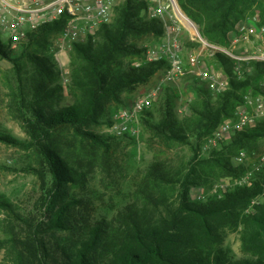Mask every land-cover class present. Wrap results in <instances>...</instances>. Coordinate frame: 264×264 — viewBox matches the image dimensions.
<instances>
[{"label":"trees","instance_id":"16d2710c","mask_svg":"<svg viewBox=\"0 0 264 264\" xmlns=\"http://www.w3.org/2000/svg\"><path fill=\"white\" fill-rule=\"evenodd\" d=\"M177 2L213 45L227 47L253 6L264 25V0ZM148 4L119 2L94 40L75 43L65 86L50 52L62 20L29 32L19 54L6 51L0 41V57L12 61L17 73L8 106L26 134L19 139L0 131V141L31 156L26 170L37 177L39 188L31 208L0 194V250L10 264H264V161L253 166L232 162L241 151L256 150L264 139V119L201 153L205 138L234 118L248 93L264 96V60L239 61L214 50L213 59L227 78L224 91L212 94L187 70L183 77L195 76L196 96L182 117L170 94L156 108L158 118L151 108L161 93L142 112V126L153 137L167 147L188 146L191 156L184 162L154 159L128 174L117 153L122 137L96 131L127 105L124 93L167 66L165 59H147L146 48L137 43L164 32L159 18H148ZM24 59L30 65L25 75ZM249 171L248 183L225 190L220 198L191 196V189L207 178H236ZM227 229L239 233L240 249L248 256L237 258L222 246Z\"/></svg>","mask_w":264,"mask_h":264},{"label":"rangeland","instance_id":"374dc122","mask_svg":"<svg viewBox=\"0 0 264 264\" xmlns=\"http://www.w3.org/2000/svg\"><path fill=\"white\" fill-rule=\"evenodd\" d=\"M123 0H120L122 2ZM175 4L178 5V2L174 3V11L172 9L169 12L165 13L159 20L162 23L164 32L161 36H154L152 34L145 35L142 38L138 39L137 43L140 46L147 48H153L159 50L167 40L168 37H173L176 34L169 32L168 26L171 25V20L169 14L171 13L173 19H175L176 24L179 27L178 38L181 43L182 48V58L186 65L187 70L192 69L188 63V58L191 53L197 50L198 38L195 36L196 32L187 26L186 23L178 16L175 9ZM179 6V5H178ZM180 8V7H179ZM182 11V10H181ZM183 13V12H182ZM115 14V11H114ZM241 25H253L257 35H250L249 41L241 40L235 46V51L240 55H250V54H264V25H260V11L256 6H253L251 10L246 13V16L238 22L236 29L230 37L229 44L231 45L232 40L235 36L240 34ZM201 36V35H200ZM96 38V37H95ZM0 41L6 51L9 50L8 34L6 32L0 33ZM206 41V40H205ZM207 42V41H206ZM53 43L50 48V52L53 53L54 50ZM14 55L19 54L21 49L20 47L13 48ZM71 50V49H70ZM70 50L66 54L60 55L62 60L61 63L55 58L57 68L59 70V82L64 86L69 82V63H70ZM48 54V53H47ZM200 66L207 67L208 69L220 73L227 81V78L221 68L217 67L216 62L213 59L211 52L205 51L201 56ZM24 66L22 73L25 75L29 71V63L24 59ZM164 68L160 69L153 75L146 83H143L137 87L136 90L130 93H124L123 96L126 99L127 105H129L133 98L148 90L153 84L158 83L163 74ZM191 74H195L193 71H190ZM188 75L186 78L181 77L179 80L171 83L164 84L167 89L160 91V99L156 104L151 108L152 112L155 115V118L159 117V112L156 110L161 106L165 96L170 94L174 100V111L176 115L180 118L187 112L188 104L195 98V86L194 82L195 76ZM28 75V74H27ZM196 78L198 81L202 80L199 76ZM17 79V73L13 68V63L9 59L0 57V131L7 133L13 137L24 139L26 134L20 124L10 113L9 101H10V84H15ZM204 81V80H203ZM261 87L264 88V79L260 82ZM209 87V86H208ZM210 89V88H209ZM212 94L216 95L218 92H214L210 89ZM221 93V92H220ZM67 95V94H66ZM258 97L264 100L263 95L251 94L248 93L245 96V103L238 106L235 110L234 118L226 120H236L238 111H245L246 113H254L256 104L258 103ZM70 98L67 96L64 102H69ZM260 102V101H259ZM116 111V110H115ZM264 119V113L256 117L257 120ZM141 120V119H140ZM225 121V120H224ZM223 121V122H224ZM222 122V123H223ZM221 123V124H222ZM220 124V125H221ZM106 125H100L96 128V131H99L104 134H108L105 130ZM218 129V128H217ZM217 129L202 143L201 153L207 154L209 150L213 147H218L224 142L230 134H224L223 138L217 137L215 132ZM118 140V157L122 161V167L129 171H134L136 168H144L146 164L154 159H167L171 163H181L186 161L190 156L191 152L185 144L180 143H171L168 147L159 141L157 137H153L151 133L147 132L142 126L141 130L137 136L122 135ZM209 138H214L213 142L209 141ZM264 155V139H260L257 143L256 150L252 154L247 153L246 151H241L236 156L232 158L233 164L244 163L247 166H253L260 162L261 157ZM31 163V156L23 149L0 141V194H4L10 200L21 205L24 208H31L35 205L37 196L39 194L38 188V179L30 171L26 170L28 164ZM125 172V173H127ZM248 172L242 175L241 177H219V178H207L205 182L201 185L195 186L191 189V196L195 199L204 200L209 196H217L220 198L223 195V192L229 188H233L236 185H242L248 183L250 178H248ZM262 196H257L252 203L259 200ZM250 207L248 208V210ZM2 214L0 213V219ZM222 246L225 247L230 254L237 258L246 257L240 249V240L239 233L237 231L225 230V237L222 243ZM0 264H10L9 261L4 260V250H0Z\"/></svg>","mask_w":264,"mask_h":264},{"label":"built area","instance_id":"2783aa9c","mask_svg":"<svg viewBox=\"0 0 264 264\" xmlns=\"http://www.w3.org/2000/svg\"><path fill=\"white\" fill-rule=\"evenodd\" d=\"M176 0H148V18H159L172 9ZM120 0H0V33L8 34L9 47L16 48L28 35L29 32L39 26L49 24L55 20H62V27L53 40V50L58 63L62 60L60 55L66 54L75 43H84L94 40L99 28L112 21L115 6ZM169 18L171 25L168 31L176 35L168 37L159 50L147 48L146 54L149 60L165 59L167 66L158 83L153 84L148 90L136 95L129 105L119 107L112 116L105 130L115 136H137L141 130L142 112L150 108L158 97L164 84L175 82L183 77L187 68L182 58L181 43L178 38L179 27L171 13ZM264 29V28H262ZM240 34L234 37L229 47L213 45L206 42L197 33V50L190 54L188 63L193 68L196 76L204 80L214 92H222L227 87V81L220 73L214 72L207 67L200 66L201 56L205 51H221L226 55L245 61L250 59L264 60V54L240 55L235 51L236 44L241 40L249 41L250 35H257L253 25H241ZM241 65L235 67L236 73L241 77ZM264 85V84H263ZM254 113L245 111L237 112L236 120H225L215 132L217 137L223 138L224 134L242 129L244 126L253 124L256 117L264 113V100L257 98ZM260 101V102H259ZM214 138H209L213 142ZM264 161V155L260 162ZM251 172H248V178Z\"/></svg>","mask_w":264,"mask_h":264},{"label":"bare ground","instance_id":"6f19581e","mask_svg":"<svg viewBox=\"0 0 264 264\" xmlns=\"http://www.w3.org/2000/svg\"><path fill=\"white\" fill-rule=\"evenodd\" d=\"M175 9L177 11L178 16L184 21V23H186L187 26H189L191 29H193L196 32L195 25L182 13L181 9L179 8V6L177 4H175Z\"/></svg>","mask_w":264,"mask_h":264},{"label":"water","instance_id":"95a60500","mask_svg":"<svg viewBox=\"0 0 264 264\" xmlns=\"http://www.w3.org/2000/svg\"><path fill=\"white\" fill-rule=\"evenodd\" d=\"M184 14V13H183ZM185 15V14H184ZM186 16V15H185ZM187 17V16H186ZM188 18V17H187ZM189 19V18H188ZM194 25H195V27H196V33L200 36V33H199V30H198V27H197V25L191 20V19H189Z\"/></svg>","mask_w":264,"mask_h":264}]
</instances>
